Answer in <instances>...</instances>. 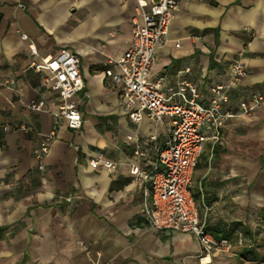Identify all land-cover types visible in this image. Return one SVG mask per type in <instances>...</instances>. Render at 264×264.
I'll return each mask as SVG.
<instances>
[{
    "label": "crops",
    "instance_id": "1",
    "mask_svg": "<svg viewBox=\"0 0 264 264\" xmlns=\"http://www.w3.org/2000/svg\"><path fill=\"white\" fill-rule=\"evenodd\" d=\"M178 2L152 77H165L164 89L194 84L206 103L238 61L247 76L228 110L239 114L241 99L264 95V0ZM136 15V0H0V82L15 80L0 86V264H264V106L229 119L220 141L208 134L193 174L206 226L240 223L250 234L231 253L201 258L193 235L162 233L142 218L147 187L129 165L136 141L155 135L163 146L169 125L132 122L104 75L127 52ZM64 49L79 56L89 95L80 130L55 126L57 95L48 73L34 70ZM39 100L43 112L27 108ZM53 132L40 170L36 153ZM97 153L116 168L91 166Z\"/></svg>",
    "mask_w": 264,
    "mask_h": 264
},
{
    "label": "built area",
    "instance_id": "2",
    "mask_svg": "<svg viewBox=\"0 0 264 264\" xmlns=\"http://www.w3.org/2000/svg\"><path fill=\"white\" fill-rule=\"evenodd\" d=\"M136 2L132 42L121 58L108 61L104 75L119 87L121 105L132 122L140 124L147 117L155 124L167 122L169 125L167 141L163 146L154 145L157 141L155 135L145 142L137 140L129 165L130 176L147 187L141 209L142 218L156 231L193 235L198 241L201 258L216 252L231 253L232 242L217 239L209 233L205 221L200 217L192 192L193 174L209 135L211 140L220 141L227 121L249 115L256 108L264 106V95L255 92L249 98L241 99L239 114L228 110L232 92L247 76V68L238 61L229 66L228 83L210 88L206 103L201 102L199 89L194 84L181 83L175 89H164L165 77L154 79L152 75L158 51L169 42V30L179 9V2ZM21 38L27 40L28 36L22 34ZM80 67L79 56L67 49L61 50L48 61L34 65L36 72L48 73L45 81L51 84L57 95L59 107L53 114L55 126L66 122L71 130L82 128L80 107L89 95L84 92ZM14 83V79H9L0 82V86ZM27 108L43 112L45 101H32ZM54 135L53 132L46 137L36 153L40 170L44 169ZM90 165L102 166L109 172L116 168L102 153H97ZM239 243H242L241 237Z\"/></svg>",
    "mask_w": 264,
    "mask_h": 264
},
{
    "label": "trees",
    "instance_id": "3",
    "mask_svg": "<svg viewBox=\"0 0 264 264\" xmlns=\"http://www.w3.org/2000/svg\"><path fill=\"white\" fill-rule=\"evenodd\" d=\"M207 231L213 234L217 239H226L231 242H235L239 236V234H243L244 236H249V232L244 228L240 223H233L227 229L219 226L215 228L207 227ZM248 255H253V251L250 249H246ZM252 261H257L253 256L250 258Z\"/></svg>",
    "mask_w": 264,
    "mask_h": 264
}]
</instances>
